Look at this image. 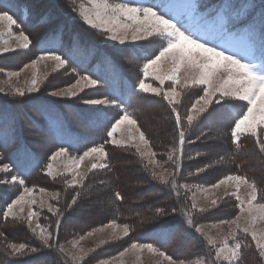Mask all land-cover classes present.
Returning a JSON list of instances; mask_svg holds the SVG:
<instances>
[{
	"label": "rangeland",
	"instance_id": "1",
	"mask_svg": "<svg viewBox=\"0 0 264 264\" xmlns=\"http://www.w3.org/2000/svg\"><path fill=\"white\" fill-rule=\"evenodd\" d=\"M199 1L204 8L203 12L211 19L216 17L223 3L229 5L231 20L242 19L240 22L249 25L251 39L256 43L260 42L259 12L262 0H253L254 4L251 7H247L249 0ZM81 3H86V0H3L0 4V8L8 7L16 14L20 27L14 28L13 31L18 33L22 28L32 41L28 49L16 48L15 51L0 53V87L5 89L0 92V164L8 163L13 166L10 173L0 172V179L18 174L24 179L26 186L35 187L34 195L38 202L32 206L33 210L40 213L39 222L42 225L51 224L53 228H55L57 217L48 212L46 206L41 208L39 200L42 198L48 204L60 207L63 211L66 201H70L75 191H80L77 205L65 211L60 217L57 242L64 244L66 250L70 252H75L77 249H73L69 241L79 239L93 228L102 227L112 220L118 224L127 223L132 227L133 230L129 236L122 238L108 239L111 229L85 236L77 248L84 249L88 255L77 264H101L102 261H109L110 264H167L162 257L146 251L139 254V259L136 252H129L125 256L120 255L123 249L133 241L145 242L135 238L136 234L145 233L147 229H154L162 223L172 226L175 242L171 246H177V249L161 250L177 261L183 260L185 264L195 261L198 257L204 258L207 248L203 237L196 233L194 228L186 225L180 211L185 198L190 197L193 192L196 193L198 206L206 210L203 213H195L194 220L198 224H203L205 232L209 235L220 239L229 229L227 225H219V222L223 219L235 218L239 213V209L235 206L237 201L230 195H224L227 186L212 189L207 193L197 192L196 187L209 188L220 178L229 174L246 176L250 180H255L258 186L264 187V153L260 152L256 138L251 135L242 136L241 146L237 149L230 136L232 115L240 111L243 102H228L236 107H221V105L213 104V108H218L226 114L225 118L202 123L194 122L193 126L187 130L186 140L190 138L193 142L184 145L182 169L177 179L181 184L191 185L192 191L185 192L184 189H180L179 198L168 187L151 179L149 170L144 167L147 160L142 159L134 147L105 143L109 126L106 127L104 139L97 142L99 135H94L91 145H104L108 153L109 168L88 172L92 161L85 160L81 165V171L88 172V177L83 189H73L64 184L65 178L71 179L70 171L55 179L47 176L43 171L48 163V157L59 146L68 145L75 140L87 139L86 131H73L69 134L72 136L66 138L69 130L68 117L75 116L74 125L83 130L84 126L81 122L83 110L80 111V109H98L106 112L107 117L110 113L112 117L114 114L117 116L120 114V110L114 107L92 106L82 102L81 97L89 98L97 93L107 94L109 87L105 85H99L96 89L86 87L84 92L72 98L51 96L49 94L51 91L69 86L76 77L65 69H57L52 61L41 62L35 69L31 67L24 69L25 64L30 63L44 50L57 49L58 52H63L67 56L77 54L75 58L80 61L77 67L88 66L89 69L93 65H99L102 57L111 56L119 68L116 70V78L110 84L123 86L122 93L126 107L137 121V126L145 133L146 139L150 141L151 150L157 153L155 159L161 163L166 161L165 153L177 139L178 130L175 128L174 115L168 102L162 96L133 91V84L136 85L138 79L142 78L139 69L143 58H129L121 55L123 51L129 49L154 53L158 41L147 39L132 42L131 33L128 34L125 45H120L118 41H111L106 38L108 33L90 27L78 15ZM73 8L77 11H73ZM63 22L67 26H61ZM62 38L66 45L61 43ZM74 41L79 42L80 45L76 43L73 47ZM11 43L15 47L16 42ZM70 59L73 58L69 57ZM69 67H75V65L70 61ZM14 71H19L21 74L12 79L10 88L3 82L8 78L7 73ZM34 73H38L41 80L38 92L26 93L23 97L12 94V88H27ZM147 82L153 86H159L158 82L150 78ZM131 83H133L132 87H129ZM163 87L167 88L168 82ZM196 91V89H186L180 97L181 104L178 107L182 115L194 102ZM66 104H70L71 107L65 106ZM58 109L64 110L66 114ZM129 133L136 138L133 143H139V133L127 125L122 126V130L116 133V138L127 141ZM83 141L75 142V145L79 143L83 145ZM141 147L147 153V148L143 145ZM68 148L71 149V147ZM53 163L62 167L60 161ZM205 165L211 166L205 168ZM151 167L152 165H149V169ZM164 167L168 168L169 165L164 164ZM198 168H205V170L197 173ZM156 171L159 172L160 168L157 167ZM190 172L193 175H189ZM40 188H44L46 194H41ZM114 190L122 193L124 196L122 202L115 201L112 196ZM227 190L231 192L234 188L228 187ZM21 191L23 187L18 183H0V212ZM54 192L60 193L58 200L51 199V194ZM240 194L242 197L245 194L243 187ZM212 198L217 199L215 206L211 204ZM190 203L191 200H188V204ZM173 207L177 209L175 214L157 215L156 213L157 208H164L171 213ZM240 222L244 223L243 218ZM214 224L219 226L212 227ZM260 227L264 228V225ZM0 233H5L10 242H27L31 246H41L38 237L34 236L22 222L11 219L5 221L0 217ZM101 240H107V242L102 244ZM246 242L252 243L250 236L246 237ZM229 243L231 244L232 241ZM13 259L28 261L38 259L39 264H56V262L65 264L67 260V264H72L71 260L62 257L59 252L46 248L27 257L12 258L5 254L3 243H0V264H9V261ZM241 264H259L254 243L250 249L244 251Z\"/></svg>",
	"mask_w": 264,
	"mask_h": 264
},
{
	"label": "snow or ice",
	"instance_id": "2",
	"mask_svg": "<svg viewBox=\"0 0 264 264\" xmlns=\"http://www.w3.org/2000/svg\"><path fill=\"white\" fill-rule=\"evenodd\" d=\"M2 3L3 0H0V4ZM229 7V5H223L211 21L218 27L225 43L233 36V32L229 28L231 24ZM73 11H77V9L73 8ZM186 14L198 18L200 23H209L205 17L199 14L198 6L195 3L175 4L171 0H158V2L157 0H146V2L136 4L120 2V0H86V3H81L78 8V15L86 24L108 33L106 38L118 41L120 45L126 44L129 33H131L132 42L147 39L158 41L154 53L137 52L132 49L123 51L121 55L129 58H143L142 66L139 69L142 78H139L138 83L133 86V91L162 96L171 106L175 128L178 130L177 139L165 153L167 160L163 163L155 159L157 153L151 150L150 141L146 139L145 133L137 126V121L129 113L123 93L105 78L106 71L112 72L113 79L117 76L116 70L119 65L111 56L105 57L103 65H93L84 74L78 72L76 67H69V57L56 50H44L30 63L24 65V69L29 67L35 69L41 62L52 61L57 69H65L75 75L74 82L69 86L49 93L54 97L72 98L80 92H84L86 87L92 89H96L99 85L109 87L107 94L97 93L93 97H81L82 102L86 105L114 107L120 110V114L112 117V120L109 121L105 143L134 147L136 153L142 159L147 160L144 167L149 170L151 179L168 187L177 198L181 195L180 189H184L185 192L192 191L191 185L181 184L177 179L182 169L184 145L193 142L190 138L186 140L187 130L193 126L194 122L202 123L213 119H224L226 116L220 109L213 108V104L221 105V107H236L228 102H243L240 111L232 115L233 122L230 129L232 143L239 149L242 136L251 135L256 138L260 152L264 153V0L261 2L259 12V56H254L252 59L239 57L235 52L226 50L223 44L210 43L198 28L185 22ZM18 27L20 25L16 14L8 7L0 8V53L15 51L16 48L28 49L31 46L32 41L22 28L18 33L13 31ZM235 35L238 37L241 34L236 32ZM248 35L250 36L251 33ZM12 41L16 42L15 47H13ZM76 43L74 41L73 47L76 46ZM20 74L19 71L7 73L8 78L3 83L11 88L12 79L19 77ZM149 78L158 82L159 86L148 83ZM166 82H168V87L164 88ZM40 83L39 74L34 73L27 88H12V94L23 97L26 93L38 92ZM186 89H196L194 94L196 98L186 113L182 115L178 105L181 104L180 97ZM3 91L5 89L0 87V92ZM124 125L130 126L139 133V143H133L136 138L131 133H129L127 141L116 138V133L121 131ZM141 145L147 148V153L142 150ZM89 159L92 162L88 172L109 168L108 153L104 145L99 144L89 146L82 152L80 149L73 150L61 146L48 157V163L43 171L53 179L57 176H64L70 171L71 179L65 178L64 184L73 189H83L88 172L81 171V165ZM221 159L223 158L221 157ZM56 161H60L62 167L54 165L53 162ZM164 164H168L169 167L165 168ZM149 165H152L150 169ZM210 166L205 165V168ZM12 167L8 163L0 164V172L10 173ZM157 167L160 168L159 172L156 171ZM205 168H198L196 171L197 173L202 172ZM189 175H193V173L190 172ZM0 183H18L23 187V191L0 212V217L5 221L11 219L22 222L34 236L38 237L42 246H31L27 242H10L5 233H0V238H2L0 243H3L5 254L9 257L23 258L46 248L59 252L62 257L71 260L72 264H77L88 255L84 249L77 248L85 236H92L96 232L111 229L108 239L122 238L129 236L133 230L127 223L118 224L112 220L102 227L93 228L84 236H80L79 239L69 241L72 248L77 249L75 252H70L66 250L64 244L57 242L60 217L64 215L65 211L77 205L81 195L80 191H75L70 201H66L63 211L60 207L48 204L42 198L39 200L41 208L46 206L48 212L57 217L55 228H53L51 224L42 225L39 222L40 213L33 210L32 206L38 202L34 195L35 187L26 186L24 179L18 174L0 179ZM221 186H227L224 195L235 198L237 201L235 206L239 209V213L233 219H223L219 222V225H227L229 229L220 239L209 235L204 230L205 226L194 220L195 213H203L206 210L198 206L195 192L185 198L184 205L180 209L186 225L194 228L195 232L203 237L207 248L204 258L198 257L195 261H189V264H241L244 251L250 249L252 243L255 245L259 264H264V228L260 227V225H264V187L258 186L255 180H250L246 176L229 174L220 178L209 188L197 186L196 191L207 193L212 189H219ZM228 187L234 188V190L229 192ZM242 187L245 189L243 197L240 194ZM39 192L46 194L44 188H40ZM59 196V192H54L51 194V199L58 200ZM112 196L115 201L122 202L124 200V196L118 190H114ZM188 200H191L190 204H188ZM211 204L215 206L217 199L212 198ZM176 212L175 207L171 209V213L164 208L156 209L157 215H169ZM242 218L244 223L240 222ZM219 225L214 224L212 227ZM248 236L251 237L252 243L246 242ZM229 241L232 243L230 244ZM106 242L107 240H101L102 244ZM145 251L162 257L167 264H185L183 260H175L160 247L155 246L152 241H133L123 249L120 255L125 256L129 252H136L137 259H139V254ZM9 264H39V262L38 259L33 261L13 259L9 261ZM65 264H67V260H65ZM101 264H110V262L102 261Z\"/></svg>",
	"mask_w": 264,
	"mask_h": 264
},
{
	"label": "trees",
	"instance_id": "3",
	"mask_svg": "<svg viewBox=\"0 0 264 264\" xmlns=\"http://www.w3.org/2000/svg\"><path fill=\"white\" fill-rule=\"evenodd\" d=\"M61 24H63V25H61L63 27L67 26V24L65 22H63ZM77 45H80V43L78 42ZM78 119H80V118L78 117ZM68 120H69V131H71V132L78 131L76 126L74 125L75 121H76V117L75 116L73 117V115H72V116L68 117ZM208 143H210V142H208ZM162 226L167 227V225L163 224V223H162ZM134 237L139 239V240H142V241H152L155 243V246L160 247L161 249H164V250H167L169 248L172 250L177 249V246H171L175 242L174 241L175 234L173 235L172 239H168L156 230L147 229V232L142 233V234H136Z\"/></svg>",
	"mask_w": 264,
	"mask_h": 264
}]
</instances>
